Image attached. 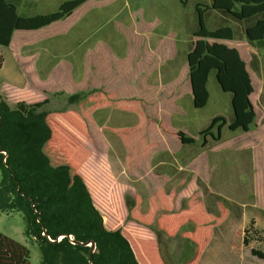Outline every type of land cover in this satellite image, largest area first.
<instances>
[{
    "label": "trees",
    "instance_id": "obj_1",
    "mask_svg": "<svg viewBox=\"0 0 264 264\" xmlns=\"http://www.w3.org/2000/svg\"><path fill=\"white\" fill-rule=\"evenodd\" d=\"M85 1L67 0L55 12L22 16L13 0H0V47L10 46L15 31L36 30L64 19ZM209 8L223 10L238 20L258 17L245 29V34L249 41L264 39V0H212L211 7L205 9ZM205 9L197 6L200 28L194 34L197 39L187 55L193 104L202 108L208 103L207 83L211 71L215 70L222 90L232 94L235 119L228 128L249 131L255 126L257 114L250 98L253 85L246 63L237 48L217 41L233 40L231 27L209 30L205 26ZM3 61L0 56V68ZM69 101L77 108L50 112L44 110L48 99L32 104L20 101L12 108L0 96V151L6 153L4 161L5 154L0 152V213L23 212L27 236L39 245L43 264H92L91 245L85 244L88 241L96 244L93 253L96 264H166L159 240L135 237L127 229L106 227L78 171L77 156H82L84 149L71 129L89 137L88 123L94 122L93 115L100 110L116 109L135 114L134 125L109 129L127 148L128 169L138 166L140 159L155 146L147 139L148 129L154 124L158 123L163 133L177 136L183 144H192L196 139L184 131L170 130L162 121L149 116L147 103L141 98H118L116 92L94 89L70 95ZM53 116H59L71 129L52 119ZM226 124L224 116H217L200 134L220 140ZM214 128L218 135L214 134ZM185 183H178L169 192L162 188L155 190L147 199L146 211L142 210L143 200L139 195L128 201L127 207L130 219L155 227L157 232L170 237L181 234L192 241L194 255L182 264H197L215 227L229 216V209L219 201L218 214L210 213L203 199L194 192L181 209L175 210L174 199ZM188 223L194 224L193 230L182 232V227ZM238 235H242L246 246L253 240L264 239L254 220L237 231ZM251 253L264 259L262 250L252 248ZM0 264H32L31 252L23 243L0 232Z\"/></svg>",
    "mask_w": 264,
    "mask_h": 264
},
{
    "label": "rangeland",
    "instance_id": "obj_2",
    "mask_svg": "<svg viewBox=\"0 0 264 264\" xmlns=\"http://www.w3.org/2000/svg\"><path fill=\"white\" fill-rule=\"evenodd\" d=\"M65 1L67 0H14V3L18 7L20 15L30 16L55 12ZM211 4L212 0H87L83 9L74 16L73 20L61 24L60 27L65 28L69 23H76L75 19L79 21L83 17L82 21L90 24V33L88 32L90 40L87 44L101 40L106 43L109 51L114 50L120 58L128 57L125 63L127 69L125 73L121 72L123 75L128 71H133L132 73L136 74L141 70H146L155 58L161 60L159 61L161 63L169 59V61H173L172 59L176 58V64L182 68L178 83L182 88H185L189 83V72L185 71L187 55L197 39L194 34L200 28L197 6L201 5L205 9L208 6L211 7ZM256 18L258 17L238 20L223 10L213 8L205 9L203 15L205 26L209 30L222 27L233 29L235 41L217 40L230 47L248 40L245 27L253 24ZM29 33L31 32L21 30L17 33L12 46L0 47V56L4 59L0 68V96L12 108L20 101L32 104L48 99L49 103L44 106L46 111L75 109L77 105L70 103V95L85 94L101 87L96 84L98 83L97 78L87 80L81 77H71L69 62L60 63L61 70L58 72L61 75L57 77V72H55V76H53L51 70L54 64L58 63H41L38 58V46L22 44L24 37L31 36ZM28 39L32 43L36 42L34 36ZM210 41L216 40L210 39ZM255 42L259 43L260 47L264 45L261 41ZM240 50L242 58L249 62L250 53H246L243 47H240ZM261 55L264 56V52H261ZM255 84L258 88L259 82L255 80ZM207 86L210 97L208 103L202 108L194 106L192 92L185 96V91H182L179 104L185 111V121H177L175 117L170 118L169 114L172 110L169 109L160 110V113L164 115L162 120L158 115L153 117L158 122L162 121L168 129L173 126V130H183L186 134L196 138L194 145L187 149L191 156L195 155L192 159L195 163L194 171L211 186L212 192L220 193L219 189H221L225 198L234 196L233 198L239 199L243 197L250 199L253 197V193H258L260 199L264 196V138H260L256 149L242 150L244 147H248L245 145L246 143H255L259 137L254 132L232 131L228 128V124L235 119L231 104L232 94L222 90L216 79L215 70L211 71ZM143 95L150 100V93H143ZM258 97L256 92L253 95L254 102H257ZM144 100L147 102L146 99ZM146 112L149 116H151V112L157 113L151 108ZM217 116H224L227 124L222 128L221 140L223 144L217 150L218 152L215 154L209 149L207 151L211 160V164H209L207 154L197 155L205 138L200 133L208 128ZM52 119L70 128L59 116H53ZM164 119L167 120L169 127ZM93 120L94 122L88 123L89 137L70 128L81 141V147L84 149L83 155L77 156L80 164L78 171L84 177L95 205L97 203V208L103 217H106L104 223L107 221L109 227L116 226L126 229L124 225L130 221L127 202L139 195L143 200L142 210H147L145 199L150 191V186L155 184L152 179L151 165L154 166L160 157L165 160L167 152L176 151L180 142L174 136L163 135L159 125H152L148 129L147 139L151 143H155V146L160 144L157 151L161 152L163 156L158 155L155 158L156 162L151 164L150 158H147L149 152L146 157L140 159L138 166L128 169L126 164L127 148L122 139L109 129L134 125L137 122L136 115L116 109H105L96 112L93 115ZM150 129H152L151 135H149ZM213 132L218 135L217 128H214ZM209 137L211 138V136ZM212 143L215 144L214 141ZM182 156L185 158L184 154ZM167 161V164H162L154 170L158 172L164 169L167 172L168 181L158 189L162 188L169 192L178 183L192 175L184 170H174L172 158L168 157ZM196 177L195 175L188 183L185 193L194 190L199 184ZM1 179L0 170V181ZM229 183H232L236 188L227 187ZM207 201L213 209L210 203L211 198L208 196ZM26 228L27 221L23 212L0 213V232L26 245L31 252L32 264H43L40 247L36 240L27 236ZM153 229L162 243L163 249L167 250L168 247L171 248L175 245H183L185 249L188 247L183 254L173 255L178 258V261L174 259L168 261L164 255L169 262L167 264L184 262L188 256H191L189 249L192 250L194 244L190 240H184V244L179 237L169 239L161 232H157L155 227ZM241 239L242 235L237 236L236 233L235 240ZM256 247L264 250V242L259 243ZM230 256L233 259L232 264L264 263L263 260L253 257L249 248Z\"/></svg>",
    "mask_w": 264,
    "mask_h": 264
},
{
    "label": "crops",
    "instance_id": "obj_3",
    "mask_svg": "<svg viewBox=\"0 0 264 264\" xmlns=\"http://www.w3.org/2000/svg\"><path fill=\"white\" fill-rule=\"evenodd\" d=\"M85 2L64 19L55 21L36 30H26L31 32L29 33V35L31 34L30 37H36V42L32 43L28 39L30 37H24L22 44L24 46L37 45L39 48L38 58L41 63H58L57 65L54 64V67L51 70V72H53V76H55V72H57V77L61 75L59 73L61 70L59 67L60 63L69 62L71 64L69 72L71 77H81L87 80L91 78H97L98 83L96 84L101 85L99 88L100 90L106 92H116L118 98H144L147 100L146 110L151 108L153 111H157L155 114L151 112V117L158 115L162 120L164 115L160 113V110L169 109L172 110L171 114H169L170 118L173 119L175 117L177 121H185V111L182 105L179 104V100L181 99L180 97L183 90L185 91V96L192 92V86L190 78L188 87L182 88V86L178 83L179 73L182 71V68H179V66L176 64V58L172 59L173 61H169V59L163 61L162 63L159 62L161 60H157V58H155L147 66L146 70H141L136 74H133V71H128L125 75H123L121 72L125 73V70L127 69L125 68L127 66L125 63L127 62L128 57L126 56L124 58H120L114 52V50L109 51L106 47V43L101 40L97 41L96 43L94 42L92 44H87L90 40V24L88 22H83V17L79 21L75 19L76 23H69V25L65 28L60 27V25L65 22H71L74 16L83 9ZM250 25L252 24L247 25L245 29ZM19 31L21 30L15 31L10 46H12L14 43L15 37ZM234 39L232 41H235ZM258 41H261L264 44V39ZM239 43V45H235L234 47L239 50L240 55V47H243L246 53H250L249 62L245 60L244 61L246 63V68L249 72L253 85V92L250 95V98L257 114L255 126L251 130L243 132H254L256 136L259 137L255 143H246L245 145L248 147H244L242 150H253L257 148V145H259L258 141L261 140L260 138H264V56L261 55V52H264V45L260 47L258 45L259 43L249 40ZM168 61L169 63H167ZM74 63L79 64L75 65ZM185 71L189 72L188 63L187 67H185ZM255 80L259 82L258 88L255 84ZM256 92L258 93L259 97L257 102H254L253 95H255ZM143 93H150V100H148L147 97L143 95ZM165 123L169 127L167 120H165ZM156 125L159 124L157 123ZM170 128V130H173V126ZM151 132L152 129L149 130V135H151ZM163 135L168 134L163 133ZM168 136L173 137V135ZM209 136L204 138V143L197 152V155L200 156L201 154H207V162L211 164V160L207 151L210 150L216 154L223 142L221 138L220 140H215L212 136L211 138ZM174 137H176L180 142L179 147L177 146L178 148L176 151H168V154L165 156L167 158H172L174 170H184L191 173L192 175L187 179L183 178L186 179V183L176 194L174 199L175 210L181 209L185 203V200L188 199L194 192L198 193V195L203 199L205 206L210 213L218 214L219 201L224 202L229 209V216L222 224L215 227L213 237L208 246L205 248L197 264H232L233 259L230 256L231 254L235 255L245 248H249L250 253L252 248L258 249L256 246L259 243L264 242V239L261 241L253 240L249 245L246 246L242 243V239L235 240V234L237 231L245 229L249 222L254 220L256 227L260 230V235L264 236V196L259 199L260 194L253 193V197L250 199H245L244 197L240 199L233 198L234 196H227L228 198H225L224 194L221 193V189H219L220 193L212 192V189L210 188L211 186H209L206 181L201 179L198 173L194 171L193 167L195 163H193L192 159L195 157V155L191 156L187 148H190L195 142L192 144H183L177 136ZM213 141L215 144L212 143ZM159 146H155L147 157L150 158L151 164L155 161V158L158 155L163 156L161 152L158 153L157 151ZM181 153L184 154L185 158H183ZM167 158L163 160L162 157H160L158 162L155 161L156 164L154 166L151 165L152 179L155 184L154 186H150L148 196H150L154 190L164 186L168 181V174L164 169H161L158 172H155L154 170L157 167H160L162 164H167ZM195 175L197 176L195 179L197 182H199V184L196 185L194 190H190L185 193L188 183L193 177H195ZM227 187H232L233 189L236 188V186L232 185V183H229ZM207 196L211 198L210 203L212 204L213 209L209 206ZM211 196L214 197L212 198ZM147 198L145 199V206H148ZM104 218L106 219V217ZM106 222L107 221H105V225L108 229H119V227L116 226L109 227ZM124 227L135 237L159 240L153 227L141 224L135 220L130 219V221L125 224ZM193 228L194 224L188 223L182 227V232H191ZM161 233L169 239L179 237L183 240L184 244V240H189L184 238L181 234L170 237L164 232ZM158 242L160 246V252L166 264L169 263L167 262L166 258L168 261H173V259L178 261L176 256L183 254L188 249V247L185 249L183 245H175L174 247H168L167 250H165L163 249L162 243H160V241ZM235 242L237 243L236 245L234 244ZM259 250L264 251L263 249ZM189 251L191 252V256H188L184 262L190 260L193 257L195 252V244L193 249H189ZM164 255H166V258ZM251 255L253 257H257L252 253ZM257 258L264 261L262 258ZM184 262L180 261V263L176 262L174 264H182Z\"/></svg>",
    "mask_w": 264,
    "mask_h": 264
},
{
    "label": "water",
    "instance_id": "obj_4",
    "mask_svg": "<svg viewBox=\"0 0 264 264\" xmlns=\"http://www.w3.org/2000/svg\"><path fill=\"white\" fill-rule=\"evenodd\" d=\"M71 237V236H70ZM72 238V237H71ZM73 243H76L75 240H72ZM89 243V244H88ZM86 245H91V250H90V259L92 260V264H96L95 261L93 260V253H94V250H95V247H96V244L94 241H88L87 243H85Z\"/></svg>",
    "mask_w": 264,
    "mask_h": 264
},
{
    "label": "built area",
    "instance_id": "obj_5",
    "mask_svg": "<svg viewBox=\"0 0 264 264\" xmlns=\"http://www.w3.org/2000/svg\"><path fill=\"white\" fill-rule=\"evenodd\" d=\"M0 152H2V153H4V154H5V157H4V159H3V160H4V161H6V153H5L4 151H0ZM71 237H72V236H71ZM61 238H62V236L58 237V239H57V240L59 241V240H61ZM50 239H51V238H50ZM51 240H53V239H51Z\"/></svg>",
    "mask_w": 264,
    "mask_h": 264
}]
</instances>
